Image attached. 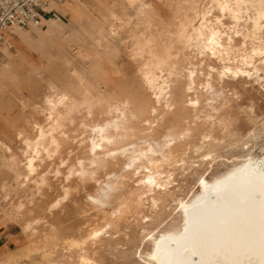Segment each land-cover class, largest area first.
<instances>
[{"label": "bare ground", "instance_id": "1", "mask_svg": "<svg viewBox=\"0 0 264 264\" xmlns=\"http://www.w3.org/2000/svg\"><path fill=\"white\" fill-rule=\"evenodd\" d=\"M67 1L72 22L65 24L61 19L50 16L43 22L30 23L24 28L9 27L19 38H13L16 51L9 53L7 60L0 61V99L7 87L6 81L12 75L14 57L20 53L40 51L42 48L38 44L49 39L54 42L63 41L65 45L73 48L74 43H84L90 33L102 45L109 40V34L113 37L119 34L113 23H110L109 32L105 28L89 29L86 25L91 11L105 10L104 0ZM128 2L135 11L134 20L131 16L124 18L125 25H133L127 37L132 44L130 55L137 74L152 95V105L147 108L140 103L139 98L129 93L109 92L112 83L121 73L119 57L93 51L88 53L92 57H82L83 63L88 62L89 65H83L78 73H73L77 70L73 58L64 57L66 76L59 77L48 88L39 104L44 119L34 121L29 129L6 128L5 123L0 122V163L3 160L12 173L16 190L30 191L26 200H20L15 206L16 220L20 221L25 215H32V210L27 213L25 210L34 203L36 197L44 196L51 173L58 177L63 175L65 183L62 185L61 194L49 204V211L60 207L70 197V181L74 177L81 180L96 179L106 160L115 157L120 150L127 154L128 165L134 171L146 169L139 179L140 187L136 196L153 192L171 181L168 182V179L165 180L160 175L162 164L154 154L160 151L166 161L175 158V129L169 128L159 149L154 147L155 142L148 132L142 137L143 143L132 140V137L135 136L138 124L146 128L154 127L161 118V108H176L179 71L175 60L185 50L201 55L202 61L207 56H214L219 60L220 67L209 66L211 78L206 82L207 92L213 100L218 96L212 81L215 72L221 78L243 74L264 77V0ZM164 6L173 11V23L162 25L160 13ZM227 15L234 20V25L229 29L225 27L223 20ZM43 23L46 24L41 25ZM31 32L36 33V38L30 35ZM237 34L244 38V45L238 48L234 43ZM248 37L254 40L251 48L246 44ZM3 50L6 52L8 49L4 47ZM186 77L189 91L187 102L198 108L199 68L194 62L190 63ZM102 106L106 108V116L95 119L96 109ZM213 108L218 110L215 105ZM79 112H84L91 119L90 124L85 123L91 127L88 130L90 154L86 158H77L75 163H69L65 158H60L62 136L66 133L67 125L75 122ZM14 141L20 144V154L14 149ZM205 154L208 157L212 151ZM56 158H60V161L52 166ZM262 172L264 156L249 154L219 174H200L197 190L178 199L180 222L158 231L150 230V245L144 248L142 256L152 264H264ZM120 188V175L118 172L110 173L105 184L100 185L95 192L88 193L86 197L99 207L109 206ZM2 189L4 197L8 199L12 194L11 189L6 184ZM152 200L156 205L155 196H152ZM127 202L120 201L110 213L113 216L90 226L84 235L81 233L82 239L69 238L68 247L80 250L81 264H91L93 261L92 256L85 250L86 241L93 242L110 228L115 218L120 217ZM41 219L24 220L22 225L30 237L29 243L14 250L3 248L0 252V264H18L24 257L28 258L27 261L34 262L37 256L41 260L34 264H64L55 260L49 252L50 239L39 236V226H46V221L42 223Z\"/></svg>", "mask_w": 264, "mask_h": 264}, {"label": "rangeland", "instance_id": "2", "mask_svg": "<svg viewBox=\"0 0 264 264\" xmlns=\"http://www.w3.org/2000/svg\"><path fill=\"white\" fill-rule=\"evenodd\" d=\"M104 2L105 10L91 11L89 19L86 20L89 29L105 28L109 32L110 23L116 25L119 34L115 37L109 34V40L103 45L99 44L90 33L84 43H74L73 48L65 45L63 41L54 42L49 39L38 44L42 48L40 51L32 50L30 53H20L14 57L12 75L6 81L7 87L0 99V122L5 123L6 128L29 129L34 121L43 120L44 116L40 113L39 104L48 88L52 87L59 77L66 76L67 67L64 57L73 58V62L77 64V70L73 73H78V69H82L83 65H89L88 62L83 63L82 57H92L88 56V53L93 51L108 54L110 57H119L118 66L121 73L112 83V88L110 87L111 94L129 93L139 98L140 103L147 108L152 105V95L137 74L130 55L132 44L127 37L133 25H125L124 18L131 16L133 20L135 19L134 7L128 0H104ZM63 7L66 10L53 11L51 16L61 19L66 24L71 21V14L67 10V3ZM164 8L160 13L162 25L173 23V11L167 6ZM223 20L227 29L234 25V20L229 15L224 16ZM44 24L46 23L41 25ZM30 35L36 38L35 32H31ZM235 37L236 47H242L244 38L240 34ZM248 38H251V41ZM248 38L246 44L251 48L254 40L252 37ZM201 57L192 50H185L175 60L179 71L176 108L170 110L161 108L159 122L151 128L138 124L135 136L132 137V140L143 143L142 137L148 132L151 138L153 137L154 147L159 149L169 128L175 129L177 133V144L173 151L175 158L166 161L163 160L160 151L154 154L162 164L160 175L165 180L168 179V182L171 180L166 186L136 196L140 187L139 179L146 169L140 168L134 171L133 167L128 165L127 154L120 150L115 157L106 160L96 179L81 180L74 177V180L70 181V197L53 211H49V204L61 194L65 181L63 175L58 177L51 173L44 196L36 197L34 203L28 205L25 210V213L32 210V215H25L23 220L18 221L15 206L20 200H26L30 191L16 190L12 173L1 160L0 252L3 248L14 250L27 245L30 237L22 224L26 219L40 217L42 223L46 221V226L44 224L39 226V236L50 239L48 250L53 258L64 264H81L80 250L69 248L67 242L73 238L82 239L90 226L109 219L111 215L113 216L110 213L119 202L128 200L120 217L115 218L110 228L102 232L93 242L86 241L85 250L93 258L91 264H152L142 256V251L150 245L151 235L148 232L152 229L158 231L180 222L178 199L191 195L197 190L200 174L205 173L207 176L219 174L249 154L264 156V77L257 78L256 75L243 74L238 77L221 78L215 72L212 81L218 96L213 100L206 89V82L211 78L209 66L220 67L221 64L214 56H207L204 61ZM8 58H1L0 61ZM191 62L199 68L198 108L192 107L190 102H187L189 91L186 73ZM213 105L218 110H214ZM105 116V107L96 109L95 119H102ZM90 122L91 119H88L84 112L76 114L75 124H68L66 133L62 136L60 158L75 163L77 158L89 156L91 127L85 123L90 124ZM13 144L16 152L20 154V144L15 141ZM207 151H212L208 157L205 154ZM60 158H56L52 166L58 163ZM117 172L120 175L121 188L113 196V203L105 207L93 204L86 196L105 184L110 173ZM5 184L12 193L8 199L4 197L2 189ZM152 196L156 198V205L153 204ZM27 259L22 258L18 264H34L39 262L41 257H35L34 262Z\"/></svg>", "mask_w": 264, "mask_h": 264}, {"label": "built area", "instance_id": "3", "mask_svg": "<svg viewBox=\"0 0 264 264\" xmlns=\"http://www.w3.org/2000/svg\"><path fill=\"white\" fill-rule=\"evenodd\" d=\"M47 5L48 0H0V59L4 55V47L13 50L7 40L8 28L40 23L48 13Z\"/></svg>", "mask_w": 264, "mask_h": 264}, {"label": "crops", "instance_id": "4", "mask_svg": "<svg viewBox=\"0 0 264 264\" xmlns=\"http://www.w3.org/2000/svg\"><path fill=\"white\" fill-rule=\"evenodd\" d=\"M52 1H55V4L54 5L52 4ZM61 1H63V2H61ZM48 2H49V5L46 8V9H48V13H46L43 16V19H42L41 22H43V20L45 18L50 17L52 15V12L53 11L61 12L60 10H64L65 8L63 7V5L65 3H67V5H68V1L67 0H48ZM15 28L19 29V28H24V27H15ZM13 38H19L18 37V34L15 31H13L12 28H9L8 31H7V40L9 42V44L13 46V50H7L6 52H4V55L2 56V57H4V59H5V57L8 56L9 53L14 52V50H16V46H15V43L13 41Z\"/></svg>", "mask_w": 264, "mask_h": 264}, {"label": "snow or ice", "instance_id": "5", "mask_svg": "<svg viewBox=\"0 0 264 264\" xmlns=\"http://www.w3.org/2000/svg\"><path fill=\"white\" fill-rule=\"evenodd\" d=\"M261 184H262V187H264V172L261 173ZM262 215H264V208H262Z\"/></svg>", "mask_w": 264, "mask_h": 264}]
</instances>
